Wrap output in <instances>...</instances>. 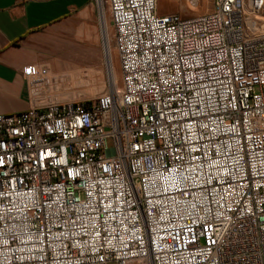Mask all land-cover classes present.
I'll use <instances>...</instances> for the list:
<instances>
[{"label": "built area", "instance_id": "1", "mask_svg": "<svg viewBox=\"0 0 264 264\" xmlns=\"http://www.w3.org/2000/svg\"><path fill=\"white\" fill-rule=\"evenodd\" d=\"M106 2L122 88L0 115V264H264V0Z\"/></svg>", "mask_w": 264, "mask_h": 264}, {"label": "crops", "instance_id": "2", "mask_svg": "<svg viewBox=\"0 0 264 264\" xmlns=\"http://www.w3.org/2000/svg\"><path fill=\"white\" fill-rule=\"evenodd\" d=\"M99 28L93 0H0V115L65 98L61 85L83 77L86 56L98 53ZM103 36L109 68L104 29ZM29 65H46L57 73V91L41 93L27 82L22 69Z\"/></svg>", "mask_w": 264, "mask_h": 264}, {"label": "rangeland", "instance_id": "3", "mask_svg": "<svg viewBox=\"0 0 264 264\" xmlns=\"http://www.w3.org/2000/svg\"><path fill=\"white\" fill-rule=\"evenodd\" d=\"M156 5L158 15L176 14L182 18H192L210 13L214 9L212 8L214 0H156ZM100 9L102 25L99 23L100 44L98 53L95 55L89 53L86 56L87 60L81 66L85 71L83 77L79 79L73 77L71 80L66 79L65 82L68 85V90H65L67 98L72 100L94 99L96 96L107 92L110 87L118 90L122 88L119 59L114 43V28L106 0H101ZM262 15L260 14V17L264 18ZM244 28L249 35L264 36V24H257L256 19L245 21ZM103 29L109 53V68L106 61Z\"/></svg>", "mask_w": 264, "mask_h": 264}, {"label": "bare ground", "instance_id": "4", "mask_svg": "<svg viewBox=\"0 0 264 264\" xmlns=\"http://www.w3.org/2000/svg\"><path fill=\"white\" fill-rule=\"evenodd\" d=\"M216 3V0H214V4ZM157 5H156V0H155V13H156V17L157 18H161V19H168L170 18L171 16H174L175 14H170V15H158L157 14ZM102 13V12H101ZM260 14H263L262 16L264 17V10H260ZM210 15H215V8L208 14H204V15H200V16H196V17H192V18H182L181 16L179 15H176L178 18H181V19H200V18H204L206 16H210ZM249 20V19H248ZM244 24H245V21H244ZM251 36H258V35H251ZM261 36V35H259Z\"/></svg>", "mask_w": 264, "mask_h": 264}]
</instances>
